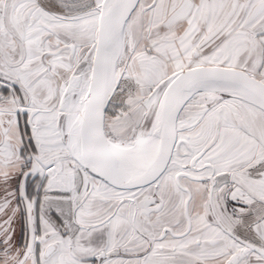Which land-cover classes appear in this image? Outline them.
Instances as JSON below:
<instances>
[{
  "label": "snow or ice",
  "instance_id": "snow-or-ice-1",
  "mask_svg": "<svg viewBox=\"0 0 264 264\" xmlns=\"http://www.w3.org/2000/svg\"><path fill=\"white\" fill-rule=\"evenodd\" d=\"M0 264H264V0H0Z\"/></svg>",
  "mask_w": 264,
  "mask_h": 264
}]
</instances>
